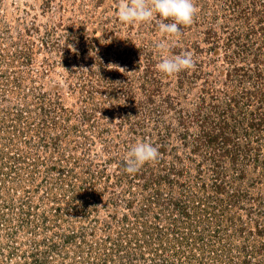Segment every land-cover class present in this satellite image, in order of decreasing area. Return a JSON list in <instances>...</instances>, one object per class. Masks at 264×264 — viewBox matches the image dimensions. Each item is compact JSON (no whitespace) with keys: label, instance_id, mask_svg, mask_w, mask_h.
Wrapping results in <instances>:
<instances>
[{"label":"rangeland","instance_id":"374dc122","mask_svg":"<svg viewBox=\"0 0 264 264\" xmlns=\"http://www.w3.org/2000/svg\"><path fill=\"white\" fill-rule=\"evenodd\" d=\"M119 3L0 0V264H264V0L175 37Z\"/></svg>","mask_w":264,"mask_h":264},{"label":"clouds","instance_id":"9594fccd","mask_svg":"<svg viewBox=\"0 0 264 264\" xmlns=\"http://www.w3.org/2000/svg\"><path fill=\"white\" fill-rule=\"evenodd\" d=\"M197 12L198 9L194 0H120L117 18L123 24L134 25L151 23L158 16L159 32L166 37H175L180 34L181 26H190L194 22ZM165 21L171 22L166 23ZM136 46L140 47L138 44ZM155 46L161 50L163 55L167 45L161 41ZM68 47L72 48V50L75 49L72 45H68ZM73 51L75 52L76 50ZM194 67L195 60L191 52H182L173 57L164 55L162 60L156 65L160 73L168 76L182 71H190ZM121 69L124 68H119L120 71ZM158 157V148L153 146L152 143L137 142L124 158L125 171L129 174H135L146 163L155 162Z\"/></svg>","mask_w":264,"mask_h":264}]
</instances>
